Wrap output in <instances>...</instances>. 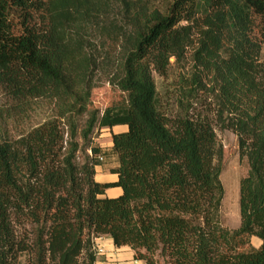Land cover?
I'll return each instance as SVG.
<instances>
[{"label":"trees","instance_id":"1","mask_svg":"<svg viewBox=\"0 0 264 264\" xmlns=\"http://www.w3.org/2000/svg\"><path fill=\"white\" fill-rule=\"evenodd\" d=\"M94 35L119 42L110 83L123 96L103 110L91 107L108 63ZM263 48L264 0H0L5 114L51 107L0 136V264H95L101 237L142 264H264ZM187 53L188 75L160 93L154 74ZM215 127L248 165L228 237ZM100 129L106 149L92 140ZM109 156L114 180L99 182Z\"/></svg>","mask_w":264,"mask_h":264},{"label":"rangeland","instance_id":"2","mask_svg":"<svg viewBox=\"0 0 264 264\" xmlns=\"http://www.w3.org/2000/svg\"><path fill=\"white\" fill-rule=\"evenodd\" d=\"M160 1V0H156ZM92 41L97 46L99 52L100 64L108 60L107 66L104 69L97 71L96 80L99 83L98 87L93 90L91 107L103 110L106 107L112 106L116 102L122 100V94L110 83V78L113 74V68L118 60L119 42L117 38L105 39L94 35ZM262 59L264 60V48L262 50ZM171 66L167 78L161 79L154 74V79L157 84L158 91L163 93L164 89L175 90L178 79L181 75L187 76L191 70L190 53L186 54L185 60L181 63H176L174 58L170 59ZM101 66V65H100ZM201 100H209L205 98L203 93H200ZM12 102L4 95L0 88V136L9 135L16 137L19 134L26 132L31 127L41 123L51 112V107L46 102H35L30 108L24 112L13 116H6V111ZM215 133L219 143L222 146L223 156L221 159V175L220 181L223 186L224 194L220 206V223L221 228L225 232V237L233 234L239 227V210H238V189L239 181L246 176L248 165L245 157L240 155L237 137L229 130H220L215 127ZM94 144L106 149L110 145V134L108 129L95 130L92 135ZM105 164L104 171L101 173L97 167L98 174L96 179L106 180L110 177L108 168L113 164V157L109 156ZM98 175V176H97ZM250 244L254 247L259 246V241L256 238L250 239ZM141 263V262H139Z\"/></svg>","mask_w":264,"mask_h":264},{"label":"crops","instance_id":"3","mask_svg":"<svg viewBox=\"0 0 264 264\" xmlns=\"http://www.w3.org/2000/svg\"><path fill=\"white\" fill-rule=\"evenodd\" d=\"M124 126H118L112 128V131L117 133L124 131ZM100 172L102 173L101 169ZM96 174L98 170L96 169ZM98 176V175H97ZM111 178L104 180H97L99 182L113 181L114 176L110 175ZM96 178V177H95ZM108 197H115L120 194L118 188L109 189L106 191ZM96 246L100 251L97 255V261L95 264H142L135 261L132 256V252L128 247L116 248L113 246L111 239L107 237H101L95 240Z\"/></svg>","mask_w":264,"mask_h":264},{"label":"built area","instance_id":"4","mask_svg":"<svg viewBox=\"0 0 264 264\" xmlns=\"http://www.w3.org/2000/svg\"><path fill=\"white\" fill-rule=\"evenodd\" d=\"M93 250L95 251L96 255H98L100 252L96 246V243H94Z\"/></svg>","mask_w":264,"mask_h":264}]
</instances>
